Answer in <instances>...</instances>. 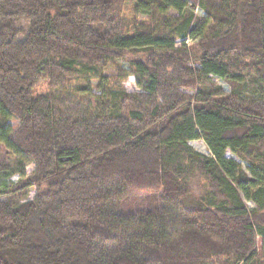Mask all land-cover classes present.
Segmentation results:
<instances>
[{
	"label": "trees",
	"instance_id": "obj_1",
	"mask_svg": "<svg viewBox=\"0 0 264 264\" xmlns=\"http://www.w3.org/2000/svg\"><path fill=\"white\" fill-rule=\"evenodd\" d=\"M127 1L0 0V264H264V0Z\"/></svg>",
	"mask_w": 264,
	"mask_h": 264
},
{
	"label": "rangeland",
	"instance_id": "obj_2",
	"mask_svg": "<svg viewBox=\"0 0 264 264\" xmlns=\"http://www.w3.org/2000/svg\"><path fill=\"white\" fill-rule=\"evenodd\" d=\"M191 2H192V4H193V0H191ZM131 3V0L128 2L127 1V4H130ZM127 7H129V6H127ZM126 7V10H127V12H129L130 11V8H127ZM195 13L197 14V15H201V11L199 10V9H197V7L195 8ZM170 14L173 16H176V13H174V12H170ZM125 69H127L128 67H127V63L124 61V60H120V62H119ZM220 87H221V89H222V91L224 92V93H228L229 92V85L226 83V82H224V81H218V83H217ZM45 85H41V86H39L38 87V91H40V92H42V91H44V89H45ZM124 87L127 89V90H132V91H138L139 89L136 87V84H135V80H134V77L132 76V75H129L128 76V79H127V81L124 83ZM191 143H193V144H195L196 145V147H197V149L195 148V147H193L192 145H191ZM189 144H190V146L191 147H193V149H195L196 151H198V152H200V153H202V154H204V155H208V156H210V152L208 151V149H207V147H206V145L204 144V142L202 141V140H193V141H190L189 142ZM13 154V155H12ZM10 155H12V156H14V157H16V160H20L21 159V161L23 162V164H24V166H25V177H23V179L24 178H26V176L28 177L29 175H30V173L33 171V164L32 163H30L29 161H27V160H25V159H23L18 153H15V152H13V151H9L8 149H6L3 145H1L0 144V160H4V159H6V158H10L11 156ZM226 156L228 157V158H234V159H236L238 162H240V164L243 166V168L245 169V167H246V163L245 162H243V161H240L236 156H234L230 151H227L226 152ZM22 178H20L19 176H17V175H14L13 177H12V181L13 182H18V181H20ZM25 181V180H24ZM25 191V190H24ZM21 192L22 191H19V192H16L15 194L16 195H19V194H21ZM32 196H33V191H32V189L30 188L29 189V191H28V193H27V195H26V200H28L29 198H32ZM18 199V198H17ZM18 201H19V203H21V202H23V201H25L24 199H18ZM245 202V204H246V206H247V208H253L254 207V205L251 203V202H249V201H244Z\"/></svg>",
	"mask_w": 264,
	"mask_h": 264
}]
</instances>
